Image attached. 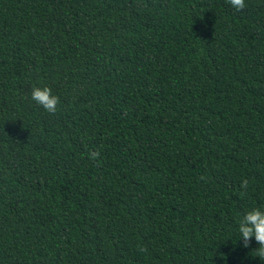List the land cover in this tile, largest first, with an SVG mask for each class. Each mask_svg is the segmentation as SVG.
Wrapping results in <instances>:
<instances>
[{
  "label": "trees",
  "instance_id": "1",
  "mask_svg": "<svg viewBox=\"0 0 264 264\" xmlns=\"http://www.w3.org/2000/svg\"><path fill=\"white\" fill-rule=\"evenodd\" d=\"M261 205L264 0H0V264H264Z\"/></svg>",
  "mask_w": 264,
  "mask_h": 264
},
{
  "label": "clouds",
  "instance_id": "2",
  "mask_svg": "<svg viewBox=\"0 0 264 264\" xmlns=\"http://www.w3.org/2000/svg\"><path fill=\"white\" fill-rule=\"evenodd\" d=\"M228 3L236 11H242L246 7V0H228ZM31 98L49 113H55L60 104L59 97L48 86L34 87ZM100 155L99 149H90L86 153L87 158L94 162L99 160ZM237 231L239 233L238 240L242 241L243 248H249L254 238L258 245V248L254 249L255 256L264 260V205L253 207L244 212L238 221Z\"/></svg>",
  "mask_w": 264,
  "mask_h": 264
}]
</instances>
